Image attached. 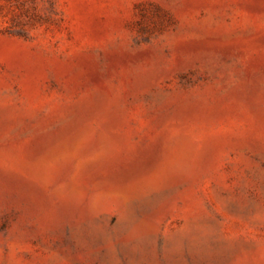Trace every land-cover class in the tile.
<instances>
[{
    "label": "rangeland",
    "instance_id": "rangeland-1",
    "mask_svg": "<svg viewBox=\"0 0 264 264\" xmlns=\"http://www.w3.org/2000/svg\"><path fill=\"white\" fill-rule=\"evenodd\" d=\"M0 264H264V0H0Z\"/></svg>",
    "mask_w": 264,
    "mask_h": 264
}]
</instances>
